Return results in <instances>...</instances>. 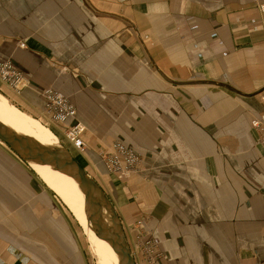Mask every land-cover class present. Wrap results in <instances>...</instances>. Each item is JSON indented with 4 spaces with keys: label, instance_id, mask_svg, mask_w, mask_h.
<instances>
[{
    "label": "crops",
    "instance_id": "obj_1",
    "mask_svg": "<svg viewBox=\"0 0 264 264\" xmlns=\"http://www.w3.org/2000/svg\"><path fill=\"white\" fill-rule=\"evenodd\" d=\"M7 61L27 85L0 95L25 115L47 122V89L75 107L81 158L131 248L142 232L156 264H264L251 127L264 114V0H0ZM113 141L143 159L125 181L97 157ZM0 264H78L54 198L1 143Z\"/></svg>",
    "mask_w": 264,
    "mask_h": 264
},
{
    "label": "built area",
    "instance_id": "obj_2",
    "mask_svg": "<svg viewBox=\"0 0 264 264\" xmlns=\"http://www.w3.org/2000/svg\"><path fill=\"white\" fill-rule=\"evenodd\" d=\"M0 85H4L19 94L27 83L22 73L11 62L7 61L0 62ZM43 98L45 101L43 114L47 120L44 123L45 126L59 140L68 144L77 153L83 154L86 150L83 140L86 127L82 122L76 121L77 112L75 107L66 97L52 89L44 91ZM251 127L257 132L258 142L264 148V114L253 119ZM97 157L107 174L118 181H125L138 173L143 163L140 155L116 141L98 150ZM143 227V223H137V231H142ZM135 248L139 251L138 258L141 261L138 260V262L141 264H156L161 257L156 243L145 238L142 232L137 237Z\"/></svg>",
    "mask_w": 264,
    "mask_h": 264
},
{
    "label": "water",
    "instance_id": "obj_3",
    "mask_svg": "<svg viewBox=\"0 0 264 264\" xmlns=\"http://www.w3.org/2000/svg\"><path fill=\"white\" fill-rule=\"evenodd\" d=\"M0 143L29 168L30 164L48 166L73 179L84 195V215L94 235L110 246L118 258V264H136L111 201L66 148L30 142L2 122ZM104 216L109 219V224L104 221Z\"/></svg>",
    "mask_w": 264,
    "mask_h": 264
},
{
    "label": "bare ground",
    "instance_id": "obj_4",
    "mask_svg": "<svg viewBox=\"0 0 264 264\" xmlns=\"http://www.w3.org/2000/svg\"><path fill=\"white\" fill-rule=\"evenodd\" d=\"M0 122L10 127L13 131L30 142L39 143L46 146L62 147L59 142H56L58 139L49 129H47L46 126V129L56 138L55 141H51V135L49 132L42 128L38 122L24 117L16 109L1 99ZM30 167L52 192L65 199L69 203L77 220L88 227V230H90V233H92V239L90 240L93 241L95 255L102 262V264H118V258L116 254L105 241L98 239L94 235L89 223L86 221L84 215V195L80 191L77 183L70 177L54 171L48 166L30 164ZM103 219L107 224L110 223L106 216H104Z\"/></svg>",
    "mask_w": 264,
    "mask_h": 264
},
{
    "label": "rangeland",
    "instance_id": "obj_5",
    "mask_svg": "<svg viewBox=\"0 0 264 264\" xmlns=\"http://www.w3.org/2000/svg\"><path fill=\"white\" fill-rule=\"evenodd\" d=\"M2 95V94H1ZM0 95V99L5 101L7 104H9L11 107H13L14 109H16L20 114H22L24 117L29 118L35 122H38L37 120H35L34 118H31L28 115H25V113H23L22 111H20L18 108H16L14 105H12L5 97H2ZM39 123V122H38ZM40 126H42V128H44L46 131H48L45 127V124L39 123ZM50 130V129H49ZM51 131V130H50ZM49 132V131H48ZM52 132V131H51ZM53 133V132H52ZM51 135L50 139L51 141H55L56 138L58 139V137H55L49 133ZM54 134V133H53ZM56 142L60 143L62 145V147L66 148L69 152H71L72 154L76 155V158L78 161H80L83 164V168L86 169V173L92 178L94 179V170L91 167H87L86 164L84 163L83 159L81 158V155L79 153H77L76 151H74L68 144H66L65 142H62L61 140H56ZM114 142V141H113ZM118 142V141H116ZM112 143V142H111ZM110 143V144H111ZM120 143V142H119ZM121 144V143H120ZM124 146V145H123ZM125 147V146H124ZM105 147H101L100 149H103ZM99 149V150H100ZM31 168V167H30ZM29 167L28 169L34 174V176L39 179V181H41L46 189L50 192V194L52 195V197L54 198L58 208L60 209L63 217L65 218L66 222L68 223V225L70 226L74 237L76 238V245H77V258H78V264H102V262L98 259V257L95 255V251H94V247H93V241L90 240L92 239V233H90V230H88V227L81 223L79 220H77V218L75 217V215L72 212V208L69 205V203L61 198L60 196H58L57 194H55L54 192H52L47 186L46 184L41 180V178L39 176H37V174H35V172L33 170H31ZM113 177V176H112ZM114 178V177H113ZM97 180V178H95ZM94 179V180H95ZM100 186V185H99ZM101 187V186H100ZM102 188V187H101ZM127 238V237H126ZM130 246V244H129ZM131 248V247H130ZM132 251V257L135 260L136 264H139L140 262H138V256L139 251L136 250V248L134 249L133 247L131 248ZM141 261V259H140ZM141 264V263H140Z\"/></svg>",
    "mask_w": 264,
    "mask_h": 264
}]
</instances>
